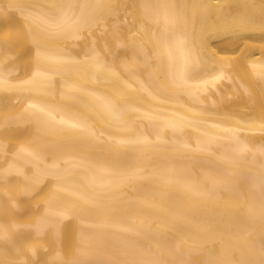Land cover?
I'll return each instance as SVG.
<instances>
[{"label": "bare ground", "instance_id": "bare-ground-1", "mask_svg": "<svg viewBox=\"0 0 264 264\" xmlns=\"http://www.w3.org/2000/svg\"><path fill=\"white\" fill-rule=\"evenodd\" d=\"M0 264H264V0H0Z\"/></svg>", "mask_w": 264, "mask_h": 264}]
</instances>
